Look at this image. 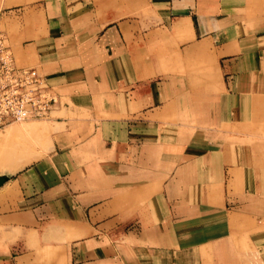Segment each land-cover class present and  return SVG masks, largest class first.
<instances>
[{"label": "crops", "instance_id": "1", "mask_svg": "<svg viewBox=\"0 0 264 264\" xmlns=\"http://www.w3.org/2000/svg\"><path fill=\"white\" fill-rule=\"evenodd\" d=\"M59 95L0 186V264H264V0H13Z\"/></svg>", "mask_w": 264, "mask_h": 264}, {"label": "built area", "instance_id": "2", "mask_svg": "<svg viewBox=\"0 0 264 264\" xmlns=\"http://www.w3.org/2000/svg\"><path fill=\"white\" fill-rule=\"evenodd\" d=\"M59 95L35 66L18 65L6 33L0 29V130L27 119H48Z\"/></svg>", "mask_w": 264, "mask_h": 264}, {"label": "rangeland", "instance_id": "3", "mask_svg": "<svg viewBox=\"0 0 264 264\" xmlns=\"http://www.w3.org/2000/svg\"><path fill=\"white\" fill-rule=\"evenodd\" d=\"M13 1V0H0V29L3 30L8 38L9 44H11L10 35H9V27L8 22L10 19L9 10L13 8L23 7L25 4L18 7H5V2ZM30 120V121H29ZM31 120H45V121H31ZM50 118L48 119H27L21 120L17 122H12L6 127L10 125L21 126L25 123H37L41 125L43 131H41V135L39 138H20L18 136L6 138V127L0 130V174H8L10 178L13 173L23 168L27 164L34 161L39 156L43 155L48 145L50 144ZM43 124V125H42ZM45 128V129H43ZM24 154V156H23ZM9 158L10 163H15L11 166L8 161L5 162ZM15 161V162H14ZM2 166V167H1Z\"/></svg>", "mask_w": 264, "mask_h": 264}, {"label": "bare ground", "instance_id": "4", "mask_svg": "<svg viewBox=\"0 0 264 264\" xmlns=\"http://www.w3.org/2000/svg\"><path fill=\"white\" fill-rule=\"evenodd\" d=\"M31 121H45V120H31ZM6 128H7L6 129V135H5L6 138H10V137L12 138V137H15V136H18L20 138H26V137H29V136L31 138H39L41 133H42L41 131H43V130H41L42 129L41 125H39L37 123H32V122L31 123L22 124L20 127L19 126L10 125V126H8ZM43 129H45V128H43ZM23 156H24V154H23ZM0 160H3V159H0ZM6 161H8V163L11 166H13V164H15V163H10L9 162V158H7V160H5V162Z\"/></svg>", "mask_w": 264, "mask_h": 264}, {"label": "water", "instance_id": "5", "mask_svg": "<svg viewBox=\"0 0 264 264\" xmlns=\"http://www.w3.org/2000/svg\"><path fill=\"white\" fill-rule=\"evenodd\" d=\"M9 178L10 176L8 174H0V186L5 183Z\"/></svg>", "mask_w": 264, "mask_h": 264}]
</instances>
